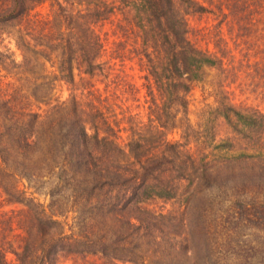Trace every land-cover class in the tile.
<instances>
[{
	"label": "rangeland",
	"instance_id": "374dc122",
	"mask_svg": "<svg viewBox=\"0 0 264 264\" xmlns=\"http://www.w3.org/2000/svg\"><path fill=\"white\" fill-rule=\"evenodd\" d=\"M72 1H77L73 9L85 8L84 0ZM105 1L107 10L114 9L96 25L103 50L95 63L101 66L89 74L83 63L73 59V82L53 78L59 66L58 50L49 52L50 60L45 61L39 53L18 49L14 30L0 34V103L6 98L18 106L25 101L15 98L26 95L32 107L26 102L24 107L43 117L59 102L86 112L94 105L114 130H120L117 143L121 146L143 135L159 139L151 144L154 155L169 158L166 143L180 144L184 176L175 179L170 165L164 163L157 175L171 178L173 197L153 196L140 203L152 236L148 242L142 238L138 261H108L101 253H82L63 254L56 263L264 264V0H205L208 12L187 16L186 36L194 47L216 57L217 63L203 66L200 79L189 83L187 113L178 109L171 119L146 70L136 11L129 7L123 11L120 0ZM62 5L68 12L69 7ZM60 12L56 0L39 4L33 11L40 21L38 28L49 23L52 38L60 30L68 34V19ZM21 37L29 41L23 33ZM69 43L74 50L70 56H78L76 44L70 39ZM29 48L36 52L41 46L31 40ZM23 55L30 57L28 65ZM43 79L49 82L48 91L45 100L38 101L35 96L43 95L38 86ZM236 111L252 115L254 124H243ZM82 118L91 131L85 115ZM7 183L26 190L48 208V196L25 179ZM1 186L0 249L14 261L12 251H20L29 216L27 207L9 200ZM114 216L92 208L55 217L76 237L111 234L118 228L122 236L127 234L126 245L131 230L123 218L117 222Z\"/></svg>",
	"mask_w": 264,
	"mask_h": 264
},
{
	"label": "trees",
	"instance_id": "16d2710c",
	"mask_svg": "<svg viewBox=\"0 0 264 264\" xmlns=\"http://www.w3.org/2000/svg\"><path fill=\"white\" fill-rule=\"evenodd\" d=\"M44 1L0 0V34H12L11 30H14L17 48L39 53L45 61L50 60L51 52L58 50L60 60L55 79L73 82V59L77 64L83 63L84 72L89 74L101 66L100 62L95 63L103 50V40L96 25L107 19L114 8L107 10L105 0H84L85 8L75 10L73 5L77 1L56 0L60 14L68 19V34L60 30L52 38L49 23L39 29L40 21L33 13ZM120 2L123 11L129 7L137 13L140 49L146 60L149 78L160 99L165 101L167 119L174 117L178 109L186 114L189 83L200 79L203 66L217 63L216 57L194 47L186 36L187 16L209 11L205 0ZM63 3L69 7L68 12L62 7ZM126 27L129 29V25ZM21 33L29 41L23 39ZM68 38L76 44L78 56H70L74 50ZM31 40L41 46L36 52L29 48ZM23 61L27 65L31 62L26 55H23ZM48 85L49 82L44 79L38 85L43 94L35 96L38 101L45 100ZM19 97V101L26 102V95L15 99ZM24 103L12 106L6 98L0 103L1 187L9 200L27 207L29 216L20 251H12L15 260H8L0 249V264H57L56 260L63 254L82 253H101L108 261H138L142 238L148 242L152 236L150 220L147 222L142 216L140 211L145 209L140 203L153 196L173 197V189L169 186L171 178L159 177L157 172L163 170L164 163H168L174 171V178H183L185 161L179 158L181 152L177 148L180 144L166 143L171 157L165 154L156 156L151 151V144L159 143V139L152 141L140 135L121 146L117 143L120 130H114L103 112L94 105L91 112H86L82 107L64 106V102H59L43 117L31 108L32 103L26 102L30 108L28 105L24 107ZM83 115L91 131L84 124ZM235 116L245 125L254 124L252 115L236 111ZM100 131L105 134L100 135ZM19 177L37 192L48 196V208L27 194L26 190L11 183L8 185L9 179L15 182ZM92 208L114 214L117 222L124 219L131 230L126 245L123 240L127 234L122 236V230L118 228L111 234L76 237L74 231L67 233L64 224L55 217L69 211H91ZM91 219L94 222L98 220L94 215ZM32 229L36 231L35 235ZM37 235L40 238L38 241Z\"/></svg>",
	"mask_w": 264,
	"mask_h": 264
}]
</instances>
